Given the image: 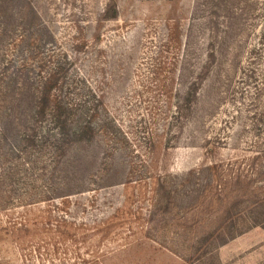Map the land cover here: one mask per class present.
Returning a JSON list of instances; mask_svg holds the SVG:
<instances>
[{
  "label": "rangeland",
  "instance_id": "obj_1",
  "mask_svg": "<svg viewBox=\"0 0 264 264\" xmlns=\"http://www.w3.org/2000/svg\"><path fill=\"white\" fill-rule=\"evenodd\" d=\"M6 45L111 132L2 177L0 264H264V0H2Z\"/></svg>",
  "mask_w": 264,
  "mask_h": 264
},
{
  "label": "trees",
  "instance_id": "obj_2",
  "mask_svg": "<svg viewBox=\"0 0 264 264\" xmlns=\"http://www.w3.org/2000/svg\"><path fill=\"white\" fill-rule=\"evenodd\" d=\"M29 69L28 59L17 64L11 45L0 46V159L7 157L0 164V171H4L0 173V182L2 177L18 173L20 165L22 172L28 173L34 151L43 155V150L49 148L46 152L50 156H63L74 146L91 142L98 133L111 132L108 118L96 123L98 110L104 105L101 94L93 92L87 99L84 91L81 101L78 98L79 102L73 103L75 99L63 91L64 83L71 82L60 75L62 67L46 70L37 80H31ZM14 228L16 234L24 232L25 227ZM18 233V238L25 239V235Z\"/></svg>",
  "mask_w": 264,
  "mask_h": 264
}]
</instances>
